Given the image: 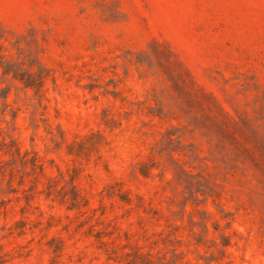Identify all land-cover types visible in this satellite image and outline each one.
<instances>
[{
	"label": "rangeland",
	"instance_id": "rangeland-1",
	"mask_svg": "<svg viewBox=\"0 0 264 264\" xmlns=\"http://www.w3.org/2000/svg\"><path fill=\"white\" fill-rule=\"evenodd\" d=\"M0 32V264H264V0H0Z\"/></svg>",
	"mask_w": 264,
	"mask_h": 264
},
{
	"label": "trees",
	"instance_id": "trees-1",
	"mask_svg": "<svg viewBox=\"0 0 264 264\" xmlns=\"http://www.w3.org/2000/svg\"><path fill=\"white\" fill-rule=\"evenodd\" d=\"M4 38L3 33L0 32V67H3L5 56L2 53L3 46L1 40ZM7 68L3 71L5 76L10 73L13 75L14 79H17L25 85V88H39L41 87L42 80L44 78L43 70H39L37 73L31 70L24 71V69L19 68V65L16 62L7 61Z\"/></svg>",
	"mask_w": 264,
	"mask_h": 264
}]
</instances>
